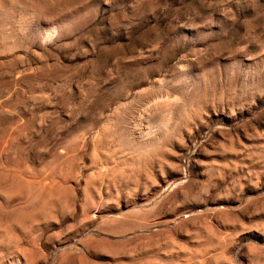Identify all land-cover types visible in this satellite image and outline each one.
<instances>
[{
    "label": "rangeland",
    "instance_id": "rangeland-1",
    "mask_svg": "<svg viewBox=\"0 0 264 264\" xmlns=\"http://www.w3.org/2000/svg\"><path fill=\"white\" fill-rule=\"evenodd\" d=\"M0 264H264V0H0Z\"/></svg>",
    "mask_w": 264,
    "mask_h": 264
}]
</instances>
